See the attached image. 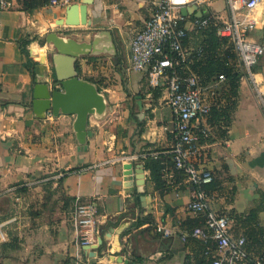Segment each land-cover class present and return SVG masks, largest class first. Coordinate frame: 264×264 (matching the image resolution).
<instances>
[{
    "label": "crops",
    "instance_id": "1",
    "mask_svg": "<svg viewBox=\"0 0 264 264\" xmlns=\"http://www.w3.org/2000/svg\"><path fill=\"white\" fill-rule=\"evenodd\" d=\"M17 2L0 11V264H186L192 254L182 234L187 221L201 219L189 210L197 192L176 173L168 178L175 172V136L166 88L149 89L147 74L130 68L131 41L149 18L152 0H68L32 14ZM73 4L87 5L89 25L58 23ZM199 11L221 22L231 18L227 0H212ZM254 16L258 26L250 37L264 45V1ZM52 35L77 55L73 64L64 58V71L75 68L108 106L103 115L89 117L85 146L77 138L76 116L39 117L32 108L36 84L53 85ZM42 59L46 69L38 74L37 65L26 67L28 60ZM238 67L243 76L232 123L224 133L214 130L192 159L222 183L208 198V210L228 216L249 212L264 194V102ZM253 72L264 86V55ZM147 158L163 160L165 188L156 189ZM139 165L145 180L138 179ZM78 200L98 208V248V241L82 246L71 223ZM259 217L264 227V210Z\"/></svg>",
    "mask_w": 264,
    "mask_h": 264
},
{
    "label": "built area",
    "instance_id": "2",
    "mask_svg": "<svg viewBox=\"0 0 264 264\" xmlns=\"http://www.w3.org/2000/svg\"><path fill=\"white\" fill-rule=\"evenodd\" d=\"M17 1L0 0V11L15 8ZM46 1L49 7H61L68 3V0ZM263 1L227 0L231 18L221 22L210 15L184 17L181 13L184 7L210 5L212 0H152L149 18L131 41L130 68L147 74L149 89L166 88L167 103L174 114L172 133L175 136L170 154L175 172H168L169 179H173L177 171H184L188 175L187 182L192 184H209L212 181V173L198 169L192 159L200 157V137L209 138L214 131L208 119L213 103H216L222 90L217 86L207 88L191 71L189 63L193 56L183 45L189 29L201 30L214 22L218 35L234 46L239 66L251 78L253 90L263 103L264 86L254 79L253 68L264 55V45L252 41L250 37L258 26L254 12ZM211 83L225 84L226 78L219 76ZM189 210L205 217L203 226L192 233L198 239L215 244V249L206 252L212 258L211 264H251L246 238L235 236V223L230 216L208 210V197L204 193H196ZM70 218L82 246L97 243L98 208L93 201L85 203L78 200ZM162 230L158 229L159 232ZM186 238L187 234H182V240L186 241ZM0 239L5 240L2 233ZM256 264H264V261L257 260Z\"/></svg>",
    "mask_w": 264,
    "mask_h": 264
},
{
    "label": "trees",
    "instance_id": "3",
    "mask_svg": "<svg viewBox=\"0 0 264 264\" xmlns=\"http://www.w3.org/2000/svg\"><path fill=\"white\" fill-rule=\"evenodd\" d=\"M22 10L30 14L47 6L46 0H19ZM211 22L208 27L196 30L195 33H188L183 41V45L192 54V60L189 63L193 73L200 77L201 83L206 86L219 76H225V88L219 93L217 101L212 107L209 116V123L214 127L213 130L225 132L232 123V117L237 107L240 81L243 76L238 67V57L234 46L228 39L218 35V27ZM28 42L22 45V53L28 56ZM169 53V52H168ZM170 54V53H169ZM172 56V55H171ZM26 67L31 70L33 64L27 61ZM226 103L222 104V101ZM209 138L200 137V143L208 141ZM172 161V160H171ZM146 169L150 172V179L155 183L156 189L165 188L163 180L164 162L147 158L145 161ZM172 167L174 165L172 162ZM180 179H187L188 175L184 171H177ZM197 193H204L208 198L221 191L222 183L218 178L212 176L209 184H192ZM264 210V194H262L258 204L245 214H237L232 211L229 216L234 220L236 229L242 232L246 238V250L251 264H256L257 260L264 261V227L260 221V212ZM205 222V217L201 219L187 221L188 226H184L187 233L186 246L191 250L192 256L188 258L186 264H211L212 258L206 255L210 249H215V244L211 241H204L193 236V231Z\"/></svg>",
    "mask_w": 264,
    "mask_h": 264
},
{
    "label": "water",
    "instance_id": "4",
    "mask_svg": "<svg viewBox=\"0 0 264 264\" xmlns=\"http://www.w3.org/2000/svg\"><path fill=\"white\" fill-rule=\"evenodd\" d=\"M184 17L190 15H197L202 17V12L199 11V6L193 5L191 7H184L181 10ZM58 23H66L69 26L89 25L88 20V7L85 4H73L66 10V20H60ZM51 41L54 45V55H50V60L53 66L51 71L53 85L49 83L40 82L36 84L33 93V109L35 113L42 117L47 113H52L55 117L60 114L74 115L76 120L74 128L77 134L78 141L81 145L85 146L87 137L90 135L87 131L88 119L91 115H103L106 112L108 106H106L104 96L99 93L97 87L88 82L82 81L78 78L75 68L73 71H64L63 60H68L73 64L75 63L76 56L69 53L64 46L63 39L57 38V35H52ZM35 56H38L37 51H32ZM69 56V57H67ZM33 65L36 66V73L38 74L40 69H46L44 66L45 60L42 59L39 62L31 60ZM61 86V89H56L57 85ZM46 89L47 93L42 92ZM132 168V165L129 166ZM138 179L145 180L144 178V165H139L137 171ZM144 182V181H143ZM103 245V239H99L98 246ZM95 247V248H96Z\"/></svg>",
    "mask_w": 264,
    "mask_h": 264
}]
</instances>
